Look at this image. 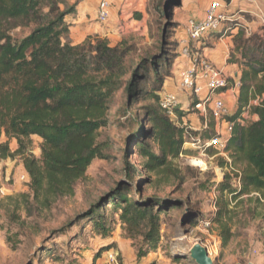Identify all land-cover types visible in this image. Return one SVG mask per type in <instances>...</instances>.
I'll return each mask as SVG.
<instances>
[{
	"label": "trees",
	"instance_id": "1",
	"mask_svg": "<svg viewBox=\"0 0 264 264\" xmlns=\"http://www.w3.org/2000/svg\"><path fill=\"white\" fill-rule=\"evenodd\" d=\"M75 10L67 0H0V162L21 160L30 179V192L0 194V200L6 198L16 214L18 210L28 215L43 212L59 198L73 196L93 160L107 157L98 141L99 130L108 124L113 97L122 89L129 108L137 102L147 103L146 117L141 120L137 115L138 128L131 137L140 148L143 168L151 175L164 176L172 161L188 152L184 149L187 139L197 135L208 139L216 134L214 120L203 133H193L183 125V111L177 110L176 124L161 104L174 63L168 36L160 41L158 53L146 48L136 60L133 55L137 49L127 39L111 45L108 38L92 34L73 44L66 16ZM237 20L230 21V28L239 26ZM23 28L30 29L21 36L14 34ZM215 33L220 39L230 31ZM233 42L232 52H240L242 57L234 59L231 52L230 59L240 63L243 70L237 109L228 116L234 127L224 151L231 162L223 157L219 162L235 170L232 172L239 177L241 187L233 186L231 173H226L217 186L218 209L211 221L217 225L224 247L234 237L237 218L251 211L264 215V34L246 35L240 28ZM244 112L251 117L243 124L240 118ZM3 135L7 141L2 140ZM33 136L43 140L40 157L32 151ZM10 139L17 142L15 150ZM209 152L219 151L211 148ZM125 163L131 175L136 168L127 160ZM118 194L119 198L112 197L113 206L121 211L126 237L141 235L150 249L157 248L161 213L169 207L168 200ZM100 208L103 203L98 201L80 217ZM95 226L104 237L109 234L103 219ZM7 240H11L10 235ZM111 248L116 244L102 247L91 264H101V254ZM148 253L138 249L137 259Z\"/></svg>",
	"mask_w": 264,
	"mask_h": 264
},
{
	"label": "rangeland",
	"instance_id": "2",
	"mask_svg": "<svg viewBox=\"0 0 264 264\" xmlns=\"http://www.w3.org/2000/svg\"><path fill=\"white\" fill-rule=\"evenodd\" d=\"M168 1L145 0L143 12L133 10L128 13L130 20L144 19V24L130 33L127 40L137 49L133 55L136 60L146 48L158 53L160 41L168 36L171 56L174 58L173 76L176 58L184 48L181 42L188 37L186 27L189 19H201L213 0H181V4L180 0H173L169 4ZM166 8L170 13L169 18ZM29 29H17L14 34L21 36ZM217 40L216 33L205 36L202 39L204 46L200 50L204 47L211 48ZM190 49H195L193 44H190ZM177 92H180L179 84ZM146 104L141 101L129 108L126 92L122 89L115 94L109 122L99 130L98 136L107 157L93 160L86 177L76 184L73 196L61 197L50 209L35 211L32 215H28L25 210H18L16 214L5 201L6 198H1L4 200H0V264H91L94 255L108 245V241L117 243L115 239L119 238L130 244L132 254L136 255L138 249L148 251L143 257L146 264H197L191 256V248L197 243L208 248L214 264H264V215L256 216L251 211L243 218H237L233 224L234 237L225 247L217 225L212 223L206 226L201 223V220L208 221L214 217L218 209L217 186L224 180L226 173L233 175L232 184L237 186L238 177L232 172L235 170L229 166H221L219 162L221 157L225 158L221 151L216 149L219 152L212 153L209 150L204 155L197 148L184 145V149H189L188 152L174 159L164 176L159 178L145 171L140 148L131 136L138 128L137 115L141 120L146 117ZM191 113L193 121L189 120L186 113V122L197 128L191 130L193 133H203L213 120L216 126L221 127V123L214 119L209 109L206 128L201 125L203 117L190 110L188 114ZM2 140L7 141L8 137L3 135ZM33 141L32 151L40 157L43 140L34 136ZM191 141L192 138H189L186 142ZM15 142L10 139V146L14 147ZM151 143L157 150V146ZM125 160L136 168L131 175L125 170ZM20 163L21 160L16 163L15 168ZM13 182V177H10L0 187L10 188ZM23 183L27 188L22 192H30L29 182L23 180ZM118 191L127 193L129 197H161L168 200L169 207L161 213V238L157 248L150 249L141 235L126 237L120 219L121 211L115 210L113 206L112 197L116 195L119 198ZM17 193L8 194L5 189V194H1V197ZM98 201L103 203L102 209L90 216L80 217ZM99 219H103L109 230L106 237L95 226ZM9 235L10 241L7 240ZM112 249L103 251L98 262L107 264L108 252ZM120 259L123 262L121 252Z\"/></svg>",
	"mask_w": 264,
	"mask_h": 264
},
{
	"label": "crops",
	"instance_id": "3",
	"mask_svg": "<svg viewBox=\"0 0 264 264\" xmlns=\"http://www.w3.org/2000/svg\"><path fill=\"white\" fill-rule=\"evenodd\" d=\"M99 1L100 0H67L70 5H75L76 9L74 13L66 16L67 22L71 25L70 37L73 44L82 43L88 35L100 34L101 36L108 38L111 45H116L123 39H128L130 33L137 31L140 28V25L144 24V19L138 20L133 18L130 20V18H128L130 14L128 13L133 10L143 12L145 0H111L112 4L109 9L110 19L106 23H101L97 20ZM225 2L228 7V13L237 14V17L239 18L237 20L239 26L232 29L229 26V21L227 23V28L223 31L225 33L230 31V34L222 36L217 42L213 43L211 48L204 47L201 51L203 55L208 57L214 64L224 69L228 75V79L232 82L230 83V88L223 93V97L231 109V113H234L236 110L238 91H234L231 87L235 81L240 80L243 66L230 59L231 52L234 48L233 38L240 28L245 30L246 35L253 33L264 34V0H230ZM241 12L243 14H241ZM203 45L204 44L202 43H198L197 46L199 47L196 48L201 49V46ZM232 57L234 59H241L242 55L240 52L234 51L232 52ZM190 63V57L180 54L176 58L174 74L166 80L164 88L170 92H177L181 73L190 66ZM180 96L182 99L185 97L184 94H180ZM187 116L189 120L193 121L194 117L192 113H187ZM184 120H186V116ZM16 148L17 142H15L14 147L11 146L12 150H15ZM18 161V159L13 160L9 158L0 162V185H2V183L4 184V181H7L10 177H13L14 180L10 188H5L7 189L8 194L26 190L27 186L23 183L21 178L22 175H27V182L30 180L22 161L19 166L15 168ZM115 240L117 242L115 243L116 247L121 252L124 264L147 263V261L144 260L145 258L137 260L136 255L131 253V246L127 241L122 240L121 238ZM114 242L115 241L111 240L106 244Z\"/></svg>",
	"mask_w": 264,
	"mask_h": 264
},
{
	"label": "built area",
	"instance_id": "4",
	"mask_svg": "<svg viewBox=\"0 0 264 264\" xmlns=\"http://www.w3.org/2000/svg\"><path fill=\"white\" fill-rule=\"evenodd\" d=\"M111 0H100L97 19L101 23H106L110 19L109 9L111 7ZM227 4L221 0H213L208 6L204 17L195 20H189L186 31L188 37L182 40L183 49L181 54L190 57V66L181 73L179 88L180 92L163 91L161 93V104L167 111L170 117L179 122L177 110L183 111L185 114L190 112L198 113L203 117L202 128L208 126L206 121L208 109L212 113L220 126H216V134L212 138H203L201 135L192 137L191 142H186L184 145H191L200 150L201 153H206L211 149H218L221 154L231 162L228 154L224 151L228 139L231 137L234 123L228 119L232 115L231 109L226 103L223 93L230 88L228 75L221 67L214 64L208 57L203 55L199 48H196L198 43H202V39L211 33L223 31L227 28V23L237 17V14H229ZM190 44H193L194 50L190 49ZM199 47V46H197ZM240 81H235L231 87L234 91H238ZM180 94H184V99ZM259 99L254 103H258ZM185 104V106H184ZM186 115L182 116L183 125L189 130H197L193 125L187 124ZM250 114L244 112L240 118L241 123H246ZM22 180L27 181V175H22ZM238 188L241 187L239 177L236 181ZM0 194H5V189L0 187ZM216 208V207H215ZM216 210V209H215ZM206 226L212 224L211 219L208 221L201 220ZM109 261L107 264H124L120 259V252L118 249H112L108 252Z\"/></svg>",
	"mask_w": 264,
	"mask_h": 264
},
{
	"label": "water",
	"instance_id": "5",
	"mask_svg": "<svg viewBox=\"0 0 264 264\" xmlns=\"http://www.w3.org/2000/svg\"><path fill=\"white\" fill-rule=\"evenodd\" d=\"M173 2V0H169L168 4ZM182 1H179V4H181ZM178 4V5H179ZM167 18L170 17V13L168 11V9H165ZM168 26V24L166 25V27ZM191 256L192 258L196 261L197 264H214V261L211 257V254L208 250L207 247L203 246L200 243L195 244L192 248H191ZM235 264H243V263H235ZM248 264H253V263H248Z\"/></svg>",
	"mask_w": 264,
	"mask_h": 264
}]
</instances>
